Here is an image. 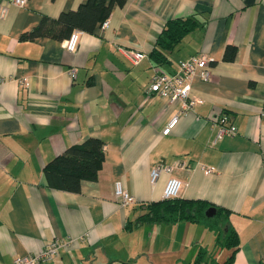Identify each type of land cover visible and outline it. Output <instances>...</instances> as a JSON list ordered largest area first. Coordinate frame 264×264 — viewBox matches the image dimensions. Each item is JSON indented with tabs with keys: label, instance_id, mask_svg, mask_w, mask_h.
Returning <instances> with one entry per match:
<instances>
[{
	"label": "crops",
	"instance_id": "crops-1",
	"mask_svg": "<svg viewBox=\"0 0 264 264\" xmlns=\"http://www.w3.org/2000/svg\"><path fill=\"white\" fill-rule=\"evenodd\" d=\"M85 1L2 0L0 264L68 236L81 238L38 264H225L231 248L215 246L204 223L137 220L146 203L162 198L168 175L150 183V167L176 159L185 162L171 171L182 181L178 197L228 209L237 236L230 264H264V0L112 3L106 27L78 29L74 51L63 47L64 36L18 38L43 15ZM190 14L196 25L155 61L148 52L163 23ZM226 46L234 47L232 57H223ZM121 48L146 56L132 63ZM193 53L211 61L208 78L191 80L190 108L146 91L153 69L173 70ZM221 111L236 132L214 139L209 119ZM90 136L103 142L96 177L80 179L77 190L50 185L43 164ZM115 179L133 203L116 202Z\"/></svg>",
	"mask_w": 264,
	"mask_h": 264
},
{
	"label": "trees",
	"instance_id": "trees-1",
	"mask_svg": "<svg viewBox=\"0 0 264 264\" xmlns=\"http://www.w3.org/2000/svg\"><path fill=\"white\" fill-rule=\"evenodd\" d=\"M124 0H86L79 3L76 9L62 10L56 17L45 15L30 30L19 34V39H30L37 35L66 37L74 29L93 32L108 15L111 4H122ZM197 21L193 15L177 16L167 19L158 32L154 45L148 52L155 61H162V50L171 49ZM234 47L226 46L224 58L232 57ZM103 142L98 137H87L80 142L68 145L60 154L53 156L43 164L47 182L55 187L77 190L80 179H94L103 159ZM147 210L137 216L138 221L177 220L197 221L214 230V245L231 248L224 260L230 264L237 246V236L227 219L228 209L212 205L202 200L178 196L150 201L145 205ZM213 206L214 212L206 215L204 209Z\"/></svg>",
	"mask_w": 264,
	"mask_h": 264
},
{
	"label": "built area",
	"instance_id": "built-area-1",
	"mask_svg": "<svg viewBox=\"0 0 264 264\" xmlns=\"http://www.w3.org/2000/svg\"><path fill=\"white\" fill-rule=\"evenodd\" d=\"M26 0H12L13 4L21 6ZM6 11L5 4L0 0V16ZM107 18L105 17L101 22L99 28L107 26ZM78 29H72L70 33L62 40V45L66 50L74 51L78 40ZM124 56L132 63H137L142 57L146 56L144 51L133 48H121ZM211 59L205 53H193L177 61L175 69L165 71L160 69H153L146 91L156 93L165 98L167 102L180 101L182 108H190L194 102V97L189 93L191 80L194 76L202 79L209 77V63ZM68 74L74 77L75 67H68ZM264 102V97H263ZM178 118V113H173L162 127V133H167L169 129L175 124ZM209 123L216 125L214 139L221 137L223 134H233L236 132L235 124L230 120L229 115L221 111L217 115L210 117ZM185 162L183 160H173L170 163H156L152 165L148 172V179L150 183H154L161 171L168 175L162 187V198H169L177 196L178 190L182 181L171 174V171L176 167H183ZM205 170H210L206 167ZM113 195L116 202L120 205H127L134 202V197L125 188L119 179L113 181ZM81 237L68 236L59 239L53 237L51 241L43 245V247L36 252H27L21 255H14L9 264H38L42 261L51 259L59 248H67L77 242Z\"/></svg>",
	"mask_w": 264,
	"mask_h": 264
},
{
	"label": "water",
	"instance_id": "water-1",
	"mask_svg": "<svg viewBox=\"0 0 264 264\" xmlns=\"http://www.w3.org/2000/svg\"><path fill=\"white\" fill-rule=\"evenodd\" d=\"M213 212H214V207H213V206H207V207L204 209V213H205L206 215H211Z\"/></svg>",
	"mask_w": 264,
	"mask_h": 264
},
{
	"label": "rangeland",
	"instance_id": "rangeland-1",
	"mask_svg": "<svg viewBox=\"0 0 264 264\" xmlns=\"http://www.w3.org/2000/svg\"><path fill=\"white\" fill-rule=\"evenodd\" d=\"M213 244H214V242H213ZM215 246H216V245H215ZM220 249H221V248H219V250H220ZM223 249H225V250H226V248H223ZM224 255H225V254H224ZM224 255H223V256H224Z\"/></svg>",
	"mask_w": 264,
	"mask_h": 264
}]
</instances>
